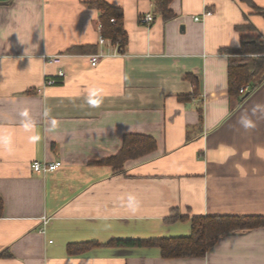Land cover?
<instances>
[{
	"label": "crops",
	"instance_id": "1",
	"mask_svg": "<svg viewBox=\"0 0 264 264\" xmlns=\"http://www.w3.org/2000/svg\"><path fill=\"white\" fill-rule=\"evenodd\" d=\"M97 1L123 15L122 50L99 29ZM170 8L165 21L154 0H0V264H264V227L228 232L203 257L68 251L188 236L198 216L264 215V63L244 99L230 95L228 74L243 43L264 44V0ZM58 54L59 64L43 58ZM131 135L155 150L104 163ZM34 161L62 165L45 174Z\"/></svg>",
	"mask_w": 264,
	"mask_h": 264
},
{
	"label": "trees",
	"instance_id": "2",
	"mask_svg": "<svg viewBox=\"0 0 264 264\" xmlns=\"http://www.w3.org/2000/svg\"><path fill=\"white\" fill-rule=\"evenodd\" d=\"M156 11L160 13L165 21L175 17L170 8L172 0H154ZM95 4L103 11L102 31L106 37L112 39L119 49H123L127 38L123 28V15L118 8L107 4L104 1H97ZM115 19L114 22L111 20ZM236 53L244 55L242 58H232L229 63V93L232 96L244 99L247 93L242 95L241 88L250 85L253 76L262 69L264 56L253 57L251 54H264V44L258 42L243 43V46ZM195 91L197 83H194ZM255 87L256 85L253 84ZM253 90V89H251ZM189 98V96L187 97ZM186 99V97H184ZM156 148L155 141L147 136H127L124 140L123 149L115 156L104 161L114 165L115 169L123 165L127 159L139 158L149 154ZM3 211V199L0 196V216ZM177 213L171 214L167 219L173 222L178 219ZM264 227V215H216L198 216L192 218L191 233L188 236L162 237L152 239H112L108 243L99 242L73 243L68 245V251L72 254L91 249L99 245L119 247H158L163 258H188L203 257L212 248L221 236L236 230H248Z\"/></svg>",
	"mask_w": 264,
	"mask_h": 264
},
{
	"label": "built area",
	"instance_id": "3",
	"mask_svg": "<svg viewBox=\"0 0 264 264\" xmlns=\"http://www.w3.org/2000/svg\"><path fill=\"white\" fill-rule=\"evenodd\" d=\"M212 12H206L204 15H211ZM154 17L151 13H147L145 14V16L141 17L140 22L142 24H144L146 27H149L153 21ZM195 20H200V17L196 16ZM112 22L115 21V19L111 20ZM99 29L102 28V24L100 23L99 25ZM100 43H104L105 42V38L103 36L100 37L99 39ZM61 57L62 55H43V58L45 59V61L50 62V63H55V64H59L61 62ZM101 55L99 54H94L90 56V61L92 66H97L99 63V59H100ZM65 73L63 71H59L58 74L53 75V76H47L45 79V86L46 87H50L54 84H56L59 80V78L64 77ZM248 86L242 88L240 91L241 93H245L248 90ZM62 165L61 161H55V162H48V161H34L31 164V167L34 171L36 172H41V173H49L51 171L56 170L59 166ZM45 223H47V219H45Z\"/></svg>",
	"mask_w": 264,
	"mask_h": 264
},
{
	"label": "clouds",
	"instance_id": "4",
	"mask_svg": "<svg viewBox=\"0 0 264 264\" xmlns=\"http://www.w3.org/2000/svg\"><path fill=\"white\" fill-rule=\"evenodd\" d=\"M244 126H245V127H251L252 125H251V123H250V122H248V121H245V122H244Z\"/></svg>",
	"mask_w": 264,
	"mask_h": 264
},
{
	"label": "bare ground",
	"instance_id": "5",
	"mask_svg": "<svg viewBox=\"0 0 264 264\" xmlns=\"http://www.w3.org/2000/svg\"><path fill=\"white\" fill-rule=\"evenodd\" d=\"M143 16H145V15H142L141 17H143ZM141 17H140V19H141ZM140 19H139V20H140ZM99 24H100V23H99ZM101 24H102V23H101ZM101 29H102V28H101ZM101 29H100V30H101ZM61 78H62V77H61ZM58 82H59V80H58ZM246 86H248V85H246ZM246 86H244V87H246ZM244 87H242V88H244ZM242 88H241V89H242ZM248 88H249V89H248L246 92H248V91L250 90V87H249V86H248ZM246 92H245V93H246ZM245 93H242V94H245Z\"/></svg>",
	"mask_w": 264,
	"mask_h": 264
}]
</instances>
